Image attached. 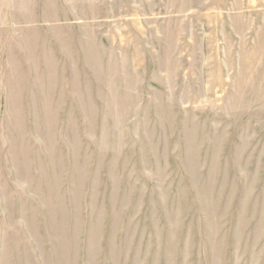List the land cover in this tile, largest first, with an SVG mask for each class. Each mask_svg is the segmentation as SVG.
Here are the masks:
<instances>
[{
    "label": "rangeland",
    "instance_id": "374dc122",
    "mask_svg": "<svg viewBox=\"0 0 264 264\" xmlns=\"http://www.w3.org/2000/svg\"><path fill=\"white\" fill-rule=\"evenodd\" d=\"M0 264H264V0H0Z\"/></svg>",
    "mask_w": 264,
    "mask_h": 264
}]
</instances>
